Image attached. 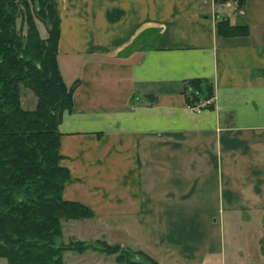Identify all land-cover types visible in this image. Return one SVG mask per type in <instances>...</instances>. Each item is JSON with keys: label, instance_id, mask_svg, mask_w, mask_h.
I'll return each instance as SVG.
<instances>
[{"label": "crops", "instance_id": "0c3cea01", "mask_svg": "<svg viewBox=\"0 0 264 264\" xmlns=\"http://www.w3.org/2000/svg\"><path fill=\"white\" fill-rule=\"evenodd\" d=\"M53 4L58 67L74 85L58 126L62 197L93 213L62 222V242L156 264H264V0L238 11L214 0ZM218 18L247 33L219 35ZM193 79L212 82L211 108L186 104ZM79 261L119 264L96 249L63 254Z\"/></svg>", "mask_w": 264, "mask_h": 264}, {"label": "trees", "instance_id": "16d2710c", "mask_svg": "<svg viewBox=\"0 0 264 264\" xmlns=\"http://www.w3.org/2000/svg\"><path fill=\"white\" fill-rule=\"evenodd\" d=\"M244 0H214L215 5ZM43 24L41 36L36 22ZM222 36L245 35V26L218 18ZM60 21L53 0H0V259L5 264H63V254L96 249L116 255L119 264H156L104 242H62V222L91 219L85 206L66 201L69 172L60 165L58 126L72 110L74 85L63 82L57 63ZM23 90L35 97L22 107ZM189 107L211 108L213 84L207 79L184 82Z\"/></svg>", "mask_w": 264, "mask_h": 264}, {"label": "rangeland", "instance_id": "374dc122", "mask_svg": "<svg viewBox=\"0 0 264 264\" xmlns=\"http://www.w3.org/2000/svg\"><path fill=\"white\" fill-rule=\"evenodd\" d=\"M229 5H233V3H227ZM219 6H223V5H219ZM37 24V27L39 29V32L41 34V36H46V33H45V28L43 26V24H41L40 22H36ZM21 103H22V107L25 108V109H32L34 107V104H35V97L33 96V94L27 90H23V96L21 98ZM82 220H87V219H82ZM66 236V235H65ZM65 241V240H64ZM93 242H91L90 244H92ZM96 243V242H95ZM105 243V242H104ZM106 245H108L107 243H105ZM110 246V245H109ZM103 253V252H102ZM105 254V253H104ZM105 255H108V256H111L110 254H105ZM68 256H76V255H66L65 258H68ZM114 258L116 257V255H112ZM76 258H79V257H76ZM78 260V259H77ZM83 260V259H82ZM78 264H82V261H79ZM88 264V263H87Z\"/></svg>", "mask_w": 264, "mask_h": 264}, {"label": "built area", "instance_id": "2783aa9c", "mask_svg": "<svg viewBox=\"0 0 264 264\" xmlns=\"http://www.w3.org/2000/svg\"><path fill=\"white\" fill-rule=\"evenodd\" d=\"M194 109H195L196 112H199L201 108L195 107Z\"/></svg>", "mask_w": 264, "mask_h": 264}]
</instances>
